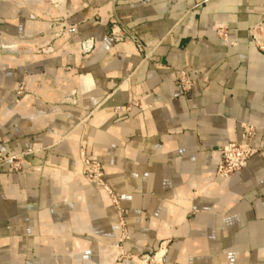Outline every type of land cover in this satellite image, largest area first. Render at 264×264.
I'll return each instance as SVG.
<instances>
[{"label": "crops", "instance_id": "obj_1", "mask_svg": "<svg viewBox=\"0 0 264 264\" xmlns=\"http://www.w3.org/2000/svg\"><path fill=\"white\" fill-rule=\"evenodd\" d=\"M200 1L0 0V37L21 52H0V153L55 172L0 163V264H140L116 259L107 193L72 178L81 148L102 163L123 209L121 250L148 254L166 241L160 264H264V52L249 33L264 0ZM58 17L73 28L37 51ZM113 28L151 58L115 41ZM179 68L194 80L188 93ZM132 97L138 105L124 112ZM246 126L257 152L216 177L220 147Z\"/></svg>", "mask_w": 264, "mask_h": 264}, {"label": "built area", "instance_id": "obj_2", "mask_svg": "<svg viewBox=\"0 0 264 264\" xmlns=\"http://www.w3.org/2000/svg\"><path fill=\"white\" fill-rule=\"evenodd\" d=\"M207 0H201L200 2H204ZM55 5L63 6L60 1H52ZM51 29H56L55 32L41 45H39L37 51L39 52H50L52 51L51 42L54 38L59 37L63 33L71 30L73 25L67 22L66 19L62 17H58L49 25ZM111 35L115 39V41H131L136 50L143 55V59L151 58L153 53V49L148 48L144 45L141 40L132 35L127 37L123 33L120 32L119 29L113 28L111 29ZM250 37L253 43L264 52V17L262 21L252 27L249 31ZM216 34L219 38L223 40V42L227 45H234V41H231L229 38L228 31L225 27L219 26L216 29ZM19 39H29L32 40V37L26 35H20L16 37ZM81 52L83 54L90 53L93 50V41L92 39H85L81 41ZM30 52L32 50L31 47L25 49V51ZM0 52H6L11 55H19L21 52L16 45L12 42L3 39L0 37ZM176 83L180 86L184 93H188L194 84V80L188 76L187 69L179 68L177 69ZM25 87L20 85L17 89V94L20 95L24 91ZM138 105V101L135 97H132V102L126 105L123 109L124 112L130 111L134 106ZM255 134V128L253 126L244 127L240 139L239 140H231L225 145H222L219 149V159L216 164L215 176L227 178L230 175L240 171L248 165L249 159L257 152L258 148L251 145V140L253 135ZM9 160L10 161V170L18 173H25L29 170H41V166L33 167L30 163H28L24 159V153L16 154L12 156H3L0 153V163ZM49 172L52 176L55 175V172L52 169L44 168L43 172ZM77 176L85 177L96 187L104 190L107 195L110 197L112 205L116 210L119 218V225L121 235L124 236L125 229V220L123 218V209L119 203V199L116 196L113 189L106 182L104 177V169L102 163H100L95 158H91L87 155L83 148L80 150V168L75 172ZM163 253V248L158 251L155 256L156 259H159ZM155 260V259H153ZM151 260V262H154ZM143 264H148L146 258L140 260Z\"/></svg>", "mask_w": 264, "mask_h": 264}, {"label": "rangeland", "instance_id": "obj_3", "mask_svg": "<svg viewBox=\"0 0 264 264\" xmlns=\"http://www.w3.org/2000/svg\"><path fill=\"white\" fill-rule=\"evenodd\" d=\"M20 36V35H19ZM33 167H39L41 166V170H33V171H37L40 175H46L47 177H50L52 178L53 176L49 173V172H43L44 168H49V169H52L50 164L48 163V161H44L40 164H37V165H32ZM80 168V167H79ZM53 170V169H52ZM54 171V170H53ZM77 170H75L72 174V178L73 177H76L75 175V172ZM115 210V209H114ZM115 213L117 215V218H118V214L115 210ZM118 227H119V235H118V238H117V241L115 243V247L117 248V253H116V259L117 260H121L123 258H135L140 264H143L140 262L141 259H145L147 260V263L148 264H160L161 262V259H162V256L163 254L161 255V257L159 259H156L155 256L157 255L158 251H160L162 248L163 250L166 249V241H161L157 247V249H155L152 253H148V254H140V255H133L132 253L130 252H125L123 250H121V246H122V242L129 239V233L127 231V228H126V225H125V229H126V232L124 234V236L121 235V231H120V225H119V218H118ZM165 252V251H164ZM155 259V260H153ZM151 260H153L154 262H151Z\"/></svg>", "mask_w": 264, "mask_h": 264}, {"label": "bare ground", "instance_id": "obj_4", "mask_svg": "<svg viewBox=\"0 0 264 264\" xmlns=\"http://www.w3.org/2000/svg\"><path fill=\"white\" fill-rule=\"evenodd\" d=\"M65 4V3H64ZM78 170V169H77ZM77 177V174L75 175Z\"/></svg>", "mask_w": 264, "mask_h": 264}]
</instances>
